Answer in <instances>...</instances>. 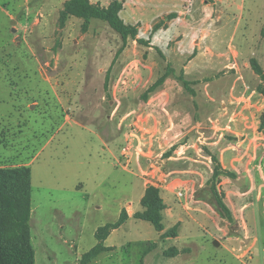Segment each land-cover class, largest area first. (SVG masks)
Listing matches in <instances>:
<instances>
[{"label":"rangeland","instance_id":"obj_1","mask_svg":"<svg viewBox=\"0 0 264 264\" xmlns=\"http://www.w3.org/2000/svg\"><path fill=\"white\" fill-rule=\"evenodd\" d=\"M62 1L0 0V167L30 168L29 224L35 264H80L81 255L96 243V229L117 221L122 209L130 216L109 232L104 240L108 249L88 264H264L261 209L254 247L243 254L251 243L243 250L231 243L234 256L214 244L205 232L208 227L198 228L191 220V237L183 238L187 232L182 228L181 238L176 239L163 238L149 221L134 216L143 210L139 201L146 184H162L165 165L160 161L165 152L193 134L196 101L172 80L143 101L140 94L157 78L159 69L173 63L169 53L162 62L155 48L132 39L118 56L105 91V72L121 39L103 22L92 23L82 32V21L71 18L60 28ZM231 1V13L224 21L238 15L236 6L241 1L246 13H264V0ZM213 6L216 18L224 4L218 1ZM230 22L226 21L224 37ZM138 24H144L143 36H148L147 28L153 23L140 19ZM251 37L255 49L264 36L253 31ZM178 39L170 40V46L174 48ZM223 44L203 41L223 54V66L235 60L241 69L248 62L244 52L240 50L234 59L226 54L233 44ZM263 83L259 78L249 80L254 86ZM202 98L200 103L206 105ZM137 152L147 173L128 163ZM251 198L255 201V195ZM172 212L165 211V229L178 216H187L185 211ZM240 220L235 217L234 222L219 225L227 226L228 235L237 234ZM202 221L207 226V220ZM248 230V237H240L245 244L253 235ZM173 247L179 253L165 255Z\"/></svg>","mask_w":264,"mask_h":264},{"label":"crops","instance_id":"obj_2","mask_svg":"<svg viewBox=\"0 0 264 264\" xmlns=\"http://www.w3.org/2000/svg\"><path fill=\"white\" fill-rule=\"evenodd\" d=\"M90 1L106 6L112 0ZM118 1L122 3L121 18L133 24L137 30L136 36L129 38L128 42L132 39L140 44L138 39H142L146 44L141 45H149L146 47L155 48V51H157L156 48L159 49L164 56L168 58L170 56L176 74H182L185 79L197 83L198 95L191 97L198 104L197 114L200 111V120L195 119L197 126L192 127L195 133L193 132L185 142L177 146L173 145L169 151L165 152V159L160 161V164L165 165V171L161 173L162 184L160 187L152 184L159 188L160 197L165 206L162 210L163 218H165V211L170 214L173 213L172 211L187 213L186 217L176 218L174 225L177 229L180 226L181 229L177 231L176 236L172 237L180 239L181 233L187 232L182 237L190 238L192 232L188 221L191 220L198 228L208 227L205 232L211 235L214 244L217 242L216 246H222L227 253L234 256L230 248L231 243L236 244V250H243L251 243L243 254L251 251L257 241V210L261 209L264 213V96L257 89L259 84L256 86L249 84L252 78L264 81L250 65V60L254 59L264 71V37L254 49L251 34L254 31L255 34L260 32L264 36V13L260 14L256 10L246 13L242 1L238 2L235 6L239 13L229 17L228 20L232 21L230 22L231 27L228 37H224L223 32L227 26L226 21H228L224 19L228 13H231L229 11V7L233 4L231 0L209 2L206 0ZM218 1L224 4V8L215 18L213 5ZM201 3L202 5L199 6ZM244 16H246L245 21H243ZM77 19L82 21L80 18ZM140 19L153 23L152 26L148 25L151 28H147L149 33L146 37L143 36L144 24L143 26L138 24ZM209 20H212L209 22L210 25L205 26L204 24ZM96 22L102 21L93 19L90 24ZM201 33L203 36L194 37L200 36ZM177 38L179 39L173 48L169 43ZM202 40L210 44L215 41L233 44L232 49H226V54L235 59L242 50L249 64L243 62L242 70L239 68L238 61L235 60L223 66L221 62L223 54L215 53L208 45L204 46ZM128 42L126 48L129 45ZM162 46L165 49H162ZM167 53L170 55L168 56ZM159 57L161 58L160 55ZM161 59L163 62V58ZM165 67L166 63L159 69L157 78L164 73ZM171 80L181 85L175 77L168 76L164 83L148 96L147 100ZM262 85L264 86V83ZM181 87L183 88L182 85ZM183 90L186 92L184 88ZM256 94L257 99H255ZM221 97H224L227 102L226 100L219 101ZM201 98L207 102L206 105L200 103ZM138 154L139 152L133 155L128 163L133 162L141 172L147 173L149 169L144 172L139 163L141 160ZM211 155L218 158L224 169L236 175L234 178L226 175L220 176L217 187L223 194V201L229 208L234 221L235 217L241 218L240 232L237 234L228 235L227 226L219 225L222 222L226 224L229 222L219 215L212 203L194 197L196 191L206 187L207 181L213 174ZM252 195H255V201L251 198ZM170 203L173 205L170 206ZM244 210L249 212L244 215ZM202 220H207V226L202 223ZM248 227L254 236L251 235L248 243L245 244L240 237L243 235L248 237L246 236L249 231ZM182 228H185V231L181 232ZM165 230L167 229L164 228L158 233H163ZM175 248L180 251L179 248Z\"/></svg>","mask_w":264,"mask_h":264},{"label":"trees","instance_id":"obj_3","mask_svg":"<svg viewBox=\"0 0 264 264\" xmlns=\"http://www.w3.org/2000/svg\"><path fill=\"white\" fill-rule=\"evenodd\" d=\"M212 1V0H206ZM122 3L112 0L104 6L100 3H93L90 0H65L58 11V25L63 28L67 21L72 18L82 19L81 30L86 32L93 19L106 23L121 39V45L114 54L109 67L104 76V90L107 91L110 73L118 56L125 49L128 39L136 36V27L125 22L120 16ZM140 44H146L142 39H138ZM159 55H164L157 49ZM253 70L264 79V71L254 60H250ZM168 76H173L181 83L189 96H194L196 91L192 87L194 81H189L182 74H176L171 63L167 62L164 73L157 78L141 95L142 100H147L148 96L164 83ZM258 91L264 96V86L259 84ZM194 117L197 119L198 106L193 102ZM166 155H169L166 153ZM214 171L207 181L206 187L195 192L196 199L207 200L212 203L219 215L229 223L234 222L232 214L223 201V194L218 190L220 176L226 175L234 178L236 175L230 170L224 169L215 155H211ZM142 211L136 212L134 216L138 219L149 221L158 232L164 229L162 223V210L164 203L160 197L159 188L149 184L145 187L140 199ZM30 215H31V183L30 168L26 165L13 167H0V264H35V251L30 237ZM128 214L125 209L121 210L119 219L115 222H107L99 226L95 231L96 243L89 250L84 252L80 258V264H88L101 252L108 249L104 245V240L109 232L118 227ZM177 226L165 230L161 236L163 238L176 236ZM165 255L175 256L179 251L173 247L165 250Z\"/></svg>","mask_w":264,"mask_h":264},{"label":"water","instance_id":"obj_4","mask_svg":"<svg viewBox=\"0 0 264 264\" xmlns=\"http://www.w3.org/2000/svg\"><path fill=\"white\" fill-rule=\"evenodd\" d=\"M13 31H14V29H13ZM149 184H147L146 186H148ZM215 244H217V242H215Z\"/></svg>","mask_w":264,"mask_h":264}]
</instances>
